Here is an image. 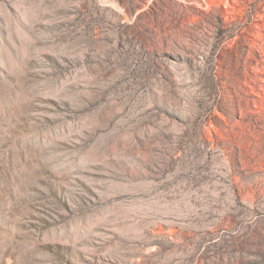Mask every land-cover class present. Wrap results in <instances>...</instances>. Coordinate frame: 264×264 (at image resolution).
Returning <instances> with one entry per match:
<instances>
[{
  "label": "rangeland",
  "instance_id": "rangeland-1",
  "mask_svg": "<svg viewBox=\"0 0 264 264\" xmlns=\"http://www.w3.org/2000/svg\"><path fill=\"white\" fill-rule=\"evenodd\" d=\"M0 264H264V0H0Z\"/></svg>",
  "mask_w": 264,
  "mask_h": 264
}]
</instances>
